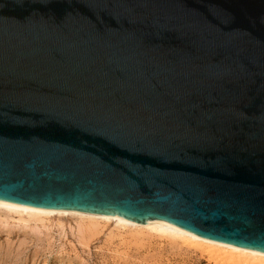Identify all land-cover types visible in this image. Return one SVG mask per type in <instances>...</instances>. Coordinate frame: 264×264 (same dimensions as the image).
Segmentation results:
<instances>
[{
    "label": "water",
    "instance_id": "water-1",
    "mask_svg": "<svg viewBox=\"0 0 264 264\" xmlns=\"http://www.w3.org/2000/svg\"><path fill=\"white\" fill-rule=\"evenodd\" d=\"M0 201L264 250V0H0Z\"/></svg>",
    "mask_w": 264,
    "mask_h": 264
},
{
    "label": "rangeland",
    "instance_id": "rangeland-1",
    "mask_svg": "<svg viewBox=\"0 0 264 264\" xmlns=\"http://www.w3.org/2000/svg\"><path fill=\"white\" fill-rule=\"evenodd\" d=\"M16 217L0 212V264H217L180 243L118 233L111 223L91 225L72 216L37 222Z\"/></svg>",
    "mask_w": 264,
    "mask_h": 264
},
{
    "label": "bare ground",
    "instance_id": "bare-ground-1",
    "mask_svg": "<svg viewBox=\"0 0 264 264\" xmlns=\"http://www.w3.org/2000/svg\"><path fill=\"white\" fill-rule=\"evenodd\" d=\"M0 212L6 214V216L7 214L15 215L22 220L35 222L47 221L56 216H72L80 222H87V224L89 223L91 225H108L111 223L114 224L113 227H115L116 232L120 231L122 234L123 232H127L134 235L163 238L173 241L176 244L180 243L194 248L208 256V258L217 264H264V250L249 249L228 243L205 240L163 223L134 221L115 215L74 209L35 208L4 201H0ZM22 220L20 221L22 222ZM88 228L83 227V229ZM90 229H92L91 226ZM90 229L88 231L84 230V232H89Z\"/></svg>",
    "mask_w": 264,
    "mask_h": 264
}]
</instances>
